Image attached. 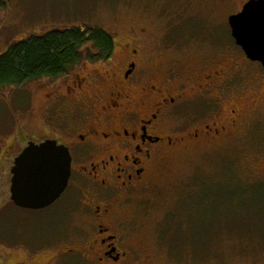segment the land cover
Here are the masks:
<instances>
[{"label": "rangeland", "instance_id": "374dc122", "mask_svg": "<svg viewBox=\"0 0 264 264\" xmlns=\"http://www.w3.org/2000/svg\"><path fill=\"white\" fill-rule=\"evenodd\" d=\"M244 1L0 0V56L31 37L74 28L99 29L115 40L113 64L124 63L125 48L137 43L134 47L143 50L142 67L150 75L164 79L174 72L185 81L192 76L189 69L200 73L222 67L230 77L245 55L228 21ZM103 62H83L57 80L0 89V210L11 201L10 167L15 159L29 143L40 144L56 135L54 123L69 125L77 101L90 92L84 87L72 94L68 87L77 75L90 78L95 71L109 69ZM246 67L264 76L258 65ZM244 80L250 84L243 89L249 97L242 104L251 112L248 117L228 136L201 143L187 139L164 151L146 188L119 206L117 218L141 263L264 264V86L248 80L247 73ZM233 90L215 94L223 106L228 103L222 119L237 106H229L236 98ZM258 93L260 100L254 97ZM253 100L258 105L252 110ZM168 128L172 136L181 135L177 125ZM65 206L6 209L0 216V264H54L51 254L32 262L29 253H6L1 245L49 243L63 223ZM67 214L72 245L79 241L84 224L80 211Z\"/></svg>", "mask_w": 264, "mask_h": 264}, {"label": "flooded vegetation", "instance_id": "af4514ba", "mask_svg": "<svg viewBox=\"0 0 264 264\" xmlns=\"http://www.w3.org/2000/svg\"><path fill=\"white\" fill-rule=\"evenodd\" d=\"M250 1L245 0L234 15L241 13ZM135 44L125 48L128 54L124 63H112L115 47L112 58L103 62L109 69L95 71L90 78L77 75L68 87L72 94L87 87L90 94L84 93L77 101L71 120L76 123L69 127L70 121L66 128L54 123L56 135L45 140L64 146L72 158L66 191L45 208L65 204L63 223L49 243L40 247L2 244L6 253H29L32 262L51 254L54 264H149L135 258L137 252L117 218L119 206L146 188L149 173L164 151L185 144L187 139L201 143L205 138L228 136L241 119L248 117L249 108L242 106L249 97L243 94L246 84L250 86L244 80L246 73L248 80L264 86V76L255 75L246 67L254 63L264 75L263 66L245 54L242 66L234 65L236 74L230 77L222 67L205 68L200 73L189 69L192 76L185 81H179L174 72L164 79L158 74L150 75L142 67L143 50L135 48ZM232 89L236 98L229 106H237L230 110V117L222 119L228 103L223 106L215 94L226 95ZM254 97L260 100L259 93ZM257 100L252 101V110L257 107ZM213 115L217 120L212 121ZM172 123L181 135L167 132ZM14 166L15 161L11 170ZM12 178L11 171L10 190ZM6 204V209L14 206L17 211L44 210L23 209L12 200ZM6 209L0 210V216ZM67 211H80L84 224L79 241L72 245L68 241Z\"/></svg>", "mask_w": 264, "mask_h": 264}, {"label": "water", "instance_id": "95a60500", "mask_svg": "<svg viewBox=\"0 0 264 264\" xmlns=\"http://www.w3.org/2000/svg\"><path fill=\"white\" fill-rule=\"evenodd\" d=\"M232 37L247 58L264 68V0H252L242 12L229 18ZM72 158L67 148L55 141L30 143L12 169L11 200L20 208L50 207L66 191Z\"/></svg>", "mask_w": 264, "mask_h": 264}, {"label": "trees", "instance_id": "16d2710c", "mask_svg": "<svg viewBox=\"0 0 264 264\" xmlns=\"http://www.w3.org/2000/svg\"><path fill=\"white\" fill-rule=\"evenodd\" d=\"M115 40L99 29L74 28L31 37L0 56V89L66 77L83 62L112 58Z\"/></svg>", "mask_w": 264, "mask_h": 264}]
</instances>
